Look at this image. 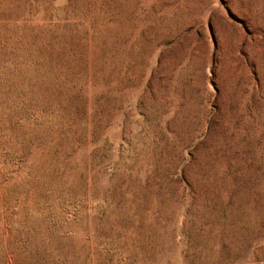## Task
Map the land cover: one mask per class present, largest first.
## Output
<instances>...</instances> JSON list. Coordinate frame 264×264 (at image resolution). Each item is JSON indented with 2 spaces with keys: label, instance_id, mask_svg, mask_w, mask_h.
Listing matches in <instances>:
<instances>
[{
  "label": "rangeland",
  "instance_id": "1",
  "mask_svg": "<svg viewBox=\"0 0 264 264\" xmlns=\"http://www.w3.org/2000/svg\"><path fill=\"white\" fill-rule=\"evenodd\" d=\"M0 264H264V0H0Z\"/></svg>",
  "mask_w": 264,
  "mask_h": 264
}]
</instances>
